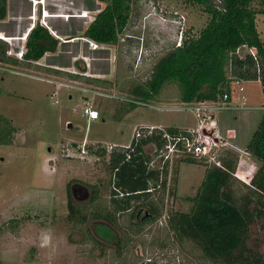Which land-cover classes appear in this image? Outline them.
I'll use <instances>...</instances> for the list:
<instances>
[{"label":"rangeland","instance_id":"1","mask_svg":"<svg viewBox=\"0 0 264 264\" xmlns=\"http://www.w3.org/2000/svg\"><path fill=\"white\" fill-rule=\"evenodd\" d=\"M127 3L128 15L119 26L117 41L97 43L85 31L106 8L103 0H46L44 4L7 0L8 15L0 20V30L9 37H20L14 42L17 52H26L25 36L37 22L59 39V45L57 51L46 53L38 61L15 65L0 62V115L16 128L13 143H0L3 264H213L193 242L177 240L167 222L170 213L191 210L205 178V163L177 164L171 187L158 194L163 199L159 217L137 219L130 209L118 212L117 224L111 226L91 216L95 205L107 208L111 198L109 155H96V149L106 147L109 153L115 145L130 144L141 124L201 126L198 113L184 108L175 82L167 83L149 104L135 108H129L131 101L138 99L130 91L134 84L144 83L156 62L176 46V28L164 22L160 14H185L190 37L199 35L210 15L202 6L188 5L184 0ZM253 5L261 11L256 25L263 39L264 11L260 9L264 7L260 1ZM46 11L54 16L46 19ZM61 13L66 17L56 16ZM247 51L243 48L240 53L246 55ZM248 92L250 109L219 112L207 124L224 137L228 128L235 129L237 136L225 149L239 159L249 157L247 145L264 117L260 81L249 83ZM84 99L93 101L100 111V118L89 125ZM83 146L86 153L82 155ZM147 150L153 153L154 147ZM235 172L241 173L242 168L236 167ZM233 177L236 196L249 191L251 176L246 177L247 182L234 173ZM70 182L80 191L75 197L77 203H88L92 185L102 188L101 200L82 210L87 214L85 223L68 219ZM144 214L145 210L141 216ZM247 243L264 257V218L251 225Z\"/></svg>","mask_w":264,"mask_h":264},{"label":"trees","instance_id":"2","mask_svg":"<svg viewBox=\"0 0 264 264\" xmlns=\"http://www.w3.org/2000/svg\"><path fill=\"white\" fill-rule=\"evenodd\" d=\"M103 1L106 8L96 15L85 35L97 43H114L118 39L119 26L128 15V0ZM184 1L188 5L202 6L210 15L208 24L197 37L188 34L183 46H174L162 56L150 77L144 83L132 86L131 94L138 99L152 101L167 83L175 82L180 87V101L183 103L213 100L230 89L232 75L247 82L260 81L264 98V38H261L256 25L257 14L261 11L253 5L260 1L264 7V0ZM260 10L264 11V8ZM7 15V0H0V20H5ZM58 45L59 39L37 22L27 35L22 61L8 55L9 44L0 39V62L15 65L23 61H38L46 53L57 51ZM242 45L256 47L259 61L249 54L242 58L237 56L235 51ZM135 107L137 104L132 103L129 108ZM166 129L171 133H187L180 127L168 126ZM15 133L16 128L9 119L0 115V143H13ZM162 143L161 136L153 134L134 139L131 147L113 146L109 153L106 147L94 151L99 156L109 155L111 198L108 209L104 208L105 205L99 206L101 208L95 205L97 207L92 209L91 215L93 219L104 220L114 226L117 224L116 214L130 209L137 219H141L137 217L141 210L154 218L161 215L163 199L158 194L166 190L167 177L162 174L159 164L153 163L154 153L147 147L161 146ZM246 150L260 165L247 186L249 191L238 196L233 186V173L239 157L232 151L225 150L221 156L225 168L198 158L181 159V162H202L208 166L191 210L170 213L167 222L177 240L193 242L213 264H264L263 255L247 243L251 225L264 218V117ZM71 185L72 182L68 184V219L85 223L87 214L82 210L89 207V203L92 205L101 200L102 188L92 185L88 203H77ZM2 232L3 226L0 225V235ZM0 264H3L1 257Z\"/></svg>","mask_w":264,"mask_h":264},{"label":"built area","instance_id":"3","mask_svg":"<svg viewBox=\"0 0 264 264\" xmlns=\"http://www.w3.org/2000/svg\"><path fill=\"white\" fill-rule=\"evenodd\" d=\"M38 1L39 0H34ZM39 4V3H38ZM156 9V6H155ZM160 10L161 13H164V9H156ZM172 12V11H171ZM168 12L166 17L164 15L161 16V19L164 22H168L169 24L175 26L176 28V46L181 47L184 44L185 39L187 38V26H186V15L180 13L179 11H173L172 13ZM95 19V18H94ZM94 19H90L91 22ZM3 34H0V39L7 41L9 44V49L7 51L8 55H12L16 53L20 59H24V51H16L14 49V42L20 37H7L3 38ZM27 39V36H25ZM93 48H97L98 45L96 43H91ZM248 48L246 53L253 57L256 61H259L258 51L256 47H251L248 45H242L238 47L235 51V54L239 57H244L246 55H242L240 53L241 49ZM230 89L226 90L222 96L218 99L213 100H205L199 102L192 103H184V108L194 109L198 113L200 127L197 129H187V133H171L166 129V127L161 125H138L133 134V139L130 144L123 147H131L133 140H138L142 137H148L153 134H158L163 139V143L161 146H157L154 144V155H153V163L157 162L162 174L167 177V188L169 189L170 182L172 178L174 179L175 170L177 164L181 162V159L186 157H193L202 159L206 163L210 165H215L220 168H225L221 156L226 150V146H232V139H235L237 133L235 129L228 128L226 130L225 137L216 132V127H209L207 124L213 121L216 118L217 113L225 111V110H244L250 109L252 104L250 103V95L247 88V81L242 79L233 78ZM131 102L135 104H149V101H144L141 99H135ZM84 114L88 118V124L100 118V111L94 106V102L89 99H84ZM89 129V127H87ZM85 142L87 143V137L85 138ZM122 146V145H115ZM151 146V145H149ZM148 146V147H149ZM82 155L86 153V149L83 146L81 150ZM247 156L239 159L237 164V170H241L242 172H235L236 176H238L243 181H248L246 179L247 176H254L257 168L258 162L257 160L252 159L250 153L246 151ZM85 157V156H82ZM166 171V172H165ZM251 182V181H250ZM250 182L248 184H250ZM160 186V185H159Z\"/></svg>","mask_w":264,"mask_h":264},{"label":"crops","instance_id":"4","mask_svg":"<svg viewBox=\"0 0 264 264\" xmlns=\"http://www.w3.org/2000/svg\"><path fill=\"white\" fill-rule=\"evenodd\" d=\"M32 1H33V0H32ZM45 2H46V0L39 1V2H38V1H34V4H35V3H36V4H38V3L44 4ZM52 16H54V15H52L51 13H48V12L46 11V13H45V18H46V19L49 18V17H52ZM56 16H58V17H63V18L66 17V15H65V14H62V13H61V14H58V15H56ZM31 29H32V28H31ZM0 34H3L2 37H3L4 39L7 38V37H9V36L5 33V31H3V30H0ZM10 56H11V55H10ZM16 58H17L19 61H20V60H21V61L23 60V59H20L19 57H16ZM7 65H9V64H7ZM6 69H8V68H6ZM2 72L4 73V70H3ZM5 73H7V72H5ZM5 73H4V74H5ZM4 74H3V75H4ZM5 75H6V74H5ZM1 80L4 82V80H5V79H4V76H3V78H1ZM249 83H251V82H247V88H248V84H249ZM260 84H261V82H260ZM261 87H262V85H261ZM250 103H251V102H250ZM180 128H183V129H186V128H187V129H191V128H189V127H183V126L180 127ZM2 159H3V158H2Z\"/></svg>","mask_w":264,"mask_h":264},{"label":"flooded vegetation","instance_id":"5","mask_svg":"<svg viewBox=\"0 0 264 264\" xmlns=\"http://www.w3.org/2000/svg\"><path fill=\"white\" fill-rule=\"evenodd\" d=\"M72 191L74 193V195H79L78 192H80L79 190H77L76 188H72ZM86 191L84 190V195H86ZM143 210H141L139 213H137V217H141L142 219H146V218H150L151 216L148 215V213L145 211V214L143 216H141Z\"/></svg>","mask_w":264,"mask_h":264},{"label":"water","instance_id":"6","mask_svg":"<svg viewBox=\"0 0 264 264\" xmlns=\"http://www.w3.org/2000/svg\"><path fill=\"white\" fill-rule=\"evenodd\" d=\"M69 126H71V124H69Z\"/></svg>","mask_w":264,"mask_h":264}]
</instances>
